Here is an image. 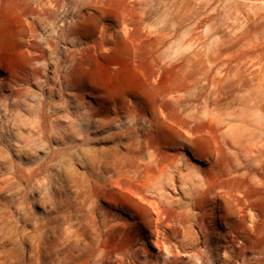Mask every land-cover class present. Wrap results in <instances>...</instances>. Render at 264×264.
<instances>
[{"label":"rangeland","instance_id":"1","mask_svg":"<svg viewBox=\"0 0 264 264\" xmlns=\"http://www.w3.org/2000/svg\"><path fill=\"white\" fill-rule=\"evenodd\" d=\"M193 252L264 264V0H0V264Z\"/></svg>","mask_w":264,"mask_h":264},{"label":"bare ground","instance_id":"2","mask_svg":"<svg viewBox=\"0 0 264 264\" xmlns=\"http://www.w3.org/2000/svg\"><path fill=\"white\" fill-rule=\"evenodd\" d=\"M48 14H49V16H52L53 18H57V12L55 11V9H51V10H49L48 11ZM55 20V19H54ZM2 30V29H1ZM2 33V32H1ZM126 33V32H125ZM127 34V33H126ZM127 36V35H126ZM59 38H60V33L58 32L57 34H56V36H55V39H56V41H58L59 40ZM56 41H53L52 43H51V46H52V48L53 49H55L56 48ZM34 72H37L38 71V69H32ZM213 185H216L215 183H210V185H208L207 186V190H205L204 191V194H210V191H211V189L213 188L212 186ZM215 187V186H214ZM227 190V189H226ZM216 193V192H215ZM202 194V193H201ZM212 194V193H211ZM218 194V193H217ZM214 195V194H213ZM212 195V196H213ZM211 196V195H210ZM219 196V195H218ZM225 196H226V205H224L223 206V213H224V219L225 220H227L228 221V227H229V230H228V234H229V237H230V239H229V241H230V243H229V245H232V242L234 241V237L236 236V231L237 230H235V229H237L238 228V225H239V223H240V220L239 219H237V220H231L232 218H234L235 217V214H236V207L234 206V205H236V200L238 201V202H240L241 204H243V202H244V200L242 199V198H240L239 196V198L237 197V195L236 194H233L232 193V189H229L228 191H227V193L225 194ZM231 201H235V202H233L234 203V205L233 204H231L230 202ZM152 205H154V204H152ZM151 207V206H150ZM150 207H148V206H146V205H144V204H140V203H138V202H136L135 201V203L133 204V208L135 209V211H136V213H137V215L140 217V219L142 220V222L145 224V225H147V226H149V223L152 221V219H151V212L153 211V208H151L152 209V211L150 210ZM217 207V206H216ZM155 208L156 209H159V208H157L156 206H155ZM203 212H202V217H203V220H205V218H207V217H210L212 214H213V212H209L206 208H204V205H203ZM216 209V208H215ZM211 210V209H210ZM155 213H156V220H158V222H160V223H162L163 222V219H162V212H160V211H157V210H155L154 211ZM185 212V211H184ZM174 214V213H173ZM175 215V214H174ZM177 219V220H176ZM175 220H176V223H175V225H173L172 226V228H171V231H172V233H179V234H181V242H180V245L181 246H191V247H195L197 244H196V241H197V238H196V236H195V233H194V231H193V223L191 222V220L189 219V218H187L186 219V217H184V216H182L180 213L179 214H177V218H176ZM169 220H171V219H169ZM202 220V219H201ZM173 221V220H172ZM210 221V220H209ZM209 221L207 222H205V224H204V222H202L201 223V221L199 222V224H200V227L202 228V231H203V233H204V235H205V237H207L208 236V234H210L211 236H213V238L214 237H218V235L220 234L218 231H214V230H211L209 233L208 232H206V230H205V228L206 227H209V226H211L210 224H209ZM226 222V221H225ZM255 222H256V220H255ZM258 222V221H257ZM211 223V222H210ZM262 224H263V222H261ZM180 225V226H178V225ZM254 224V223H253ZM257 224V223H256ZM253 226V225H252ZM171 227V226H170ZM214 228V227H213ZM242 229H244V228H242ZM253 229V228H252ZM245 230H246V234H247V236L248 237H251L250 235H252L253 237L254 236H257L258 235V233L255 231V229H253V231L252 230H250L248 227H245ZM260 230V229H259ZM252 231V232H251ZM210 236V237H211ZM207 239V238H206ZM77 241V240H76ZM254 241V240H253ZM79 242V241H78ZM228 242V241H227ZM208 243H209V245L211 246V245H213V240L210 238V240L208 241ZM155 244V243H154ZM156 245V244H155ZM159 246V245H158ZM214 246V248H216L217 246L216 245H213ZM212 247V246H211ZM209 248V247H208ZM190 255V258H191V260L192 261H190V262H192L191 264H201V260H200V256H197L196 255V253H190L189 254ZM188 255V256H189ZM84 255L82 254V255H80V256H77V257H71V261H73V262H77V264H86V258H84L83 257ZM231 256V255H230ZM190 258H189V260H190ZM111 261V260H110ZM118 263L120 262V261H117ZM189 262V263H190ZM208 262H209V264H214V261H213V258L212 257H210V255L208 256ZM261 262H263L262 260L261 261H259V263H261ZM96 262H94L93 264H95ZM47 264H53V262L52 261H50V263H47ZM110 264V263H109Z\"/></svg>","mask_w":264,"mask_h":264}]
</instances>
